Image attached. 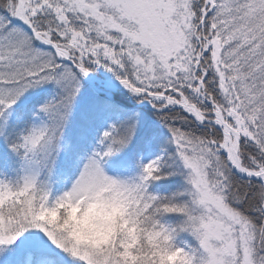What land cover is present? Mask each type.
I'll list each match as a JSON object with an SVG mask.
<instances>
[{
	"label": "snow or ice",
	"instance_id": "6c2138e0",
	"mask_svg": "<svg viewBox=\"0 0 264 264\" xmlns=\"http://www.w3.org/2000/svg\"><path fill=\"white\" fill-rule=\"evenodd\" d=\"M99 69L168 130L138 173L106 170L142 123L112 100L93 150L66 143ZM0 148L19 165L0 178V264H264V0H0Z\"/></svg>",
	"mask_w": 264,
	"mask_h": 264
},
{
	"label": "rangeland",
	"instance_id": "374dc122",
	"mask_svg": "<svg viewBox=\"0 0 264 264\" xmlns=\"http://www.w3.org/2000/svg\"><path fill=\"white\" fill-rule=\"evenodd\" d=\"M94 75L102 80L107 81H116L115 78L105 71L104 69H99L97 73ZM113 85L105 83V82H95L91 78H86L84 81V86L82 89V94L79 97L78 104L76 106L75 112L71 119V122L66 130V143L74 145L78 148L80 154H86L94 149L98 142V138L101 135L103 128L106 127L108 121H103L100 127L96 128L95 130H91L88 126L95 124L94 119L92 120L88 118V114H85V109H83V105L85 104L86 100L94 98V99H103L105 100H112L114 101L116 94L120 92L121 97H123V92H126L124 89H113L111 88ZM55 92L54 85H46L41 89L33 90L28 96L21 101V104L16 109L15 114L12 117L11 123L13 126L14 131H19L20 129L26 128L31 123V112L35 111L39 104L44 102L46 99L50 98ZM98 95L100 97H95ZM115 96V97H114ZM37 99V100H36ZM120 106L123 107L122 104L118 103ZM132 112L134 109L137 108H145L152 112L155 110L152 109L151 105L148 104H141L137 101H130V104L126 105ZM83 109V110H82ZM91 134L92 137L88 143L84 142L83 140L86 138L87 135ZM127 150V149H126ZM124 150L123 152H125ZM119 153H117L112 159H110L107 164L105 165L106 170L109 174L112 175H131L134 173H138L140 171V163H147V161L153 157H147L142 159L139 163L135 162L134 164H128L125 162V157L119 158ZM121 159H124L121 160ZM7 160L8 163H0V178L4 175H7L9 178L14 179L16 176L15 168H18V161L15 156H12L10 153L7 152L6 149L0 148V161ZM112 160H119V164H114ZM76 173V169L73 168L67 173H65L64 177L60 175L61 183L58 187H63L64 182L67 181L68 183L71 182V179ZM158 182V181H157ZM157 184V183H156ZM155 185V184H154ZM153 185V191L158 192L159 190H155L156 186ZM87 226V225H86ZM190 240V238H189ZM194 243V242H193Z\"/></svg>",
	"mask_w": 264,
	"mask_h": 264
},
{
	"label": "trees",
	"instance_id": "16d2710c",
	"mask_svg": "<svg viewBox=\"0 0 264 264\" xmlns=\"http://www.w3.org/2000/svg\"><path fill=\"white\" fill-rule=\"evenodd\" d=\"M123 97H121L120 92L116 94L114 98V102L116 103H124L122 104L123 107L127 112L131 110L126 105L130 104V101H137L135 97H133L130 93L123 92ZM95 97H100L95 95ZM37 100V99H36ZM104 103L103 99H88L86 100L85 104L83 105V109H85V114L87 113L89 116L88 118L92 117L91 119L95 120L93 125L88 126L89 129L95 130L96 128L100 127L103 121L110 122L111 117L103 112L100 106ZM82 109V110H83ZM132 112H138L141 114L142 123L140 127V135L138 139L129 146V148L125 152H120V157H125V162L128 164H134L135 162L139 163L142 159L156 156L160 153L162 147L166 146V141L168 137V130L159 122V117L156 115V112H152L145 108H137L134 109ZM151 132L152 139L145 143V135L147 132ZM92 135L89 134L83 140L84 142H89ZM168 150L172 151V146L168 145ZM124 161V159H121ZM69 170H62L60 175L64 177L65 173ZM157 183V184H156ZM155 190H159V193L162 194H171L177 190L182 189L186 186V181L182 175H177L174 177H170L167 180H162L156 182ZM154 185V186H155Z\"/></svg>",
	"mask_w": 264,
	"mask_h": 264
},
{
	"label": "water",
	"instance_id": "95a60500",
	"mask_svg": "<svg viewBox=\"0 0 264 264\" xmlns=\"http://www.w3.org/2000/svg\"><path fill=\"white\" fill-rule=\"evenodd\" d=\"M89 78H91L92 80L96 81V82H105L111 85H116L118 89H123V87L119 84L118 81H107V80H102L98 77H96L94 74H92ZM125 90V89H124Z\"/></svg>",
	"mask_w": 264,
	"mask_h": 264
},
{
	"label": "bare ground",
	"instance_id": "6f19581e",
	"mask_svg": "<svg viewBox=\"0 0 264 264\" xmlns=\"http://www.w3.org/2000/svg\"><path fill=\"white\" fill-rule=\"evenodd\" d=\"M111 88H113V89H116V88H117V86H116V85H113Z\"/></svg>",
	"mask_w": 264,
	"mask_h": 264
}]
</instances>
